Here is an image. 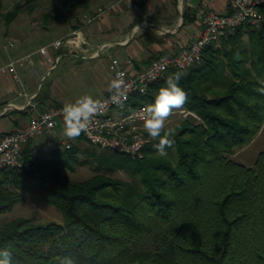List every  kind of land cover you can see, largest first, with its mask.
Returning <instances> with one entry per match:
<instances>
[{"label":"trees","instance_id":"1","mask_svg":"<svg viewBox=\"0 0 264 264\" xmlns=\"http://www.w3.org/2000/svg\"><path fill=\"white\" fill-rule=\"evenodd\" d=\"M46 3L57 17L88 9L90 0H23L4 19ZM244 29L207 46L199 64L170 70L144 94L130 96L124 113L151 104L182 72L183 107L198 119L166 126L174 131L165 156L150 137L140 159L99 155L100 163L122 169L128 179L102 173L71 179L63 172L71 168V155L60 150L44 161L23 155V167L0 169V214L27 192L62 218L0 220V250L11 252L12 264H58L65 256L76 264H264V151L251 165L229 157L264 124L258 91L264 87V23Z\"/></svg>","mask_w":264,"mask_h":264},{"label":"crops","instance_id":"2","mask_svg":"<svg viewBox=\"0 0 264 264\" xmlns=\"http://www.w3.org/2000/svg\"><path fill=\"white\" fill-rule=\"evenodd\" d=\"M205 1L133 0L130 7L120 6L84 26L79 46L49 47L46 57L36 55L40 64L38 74L30 69L20 70L19 83L0 72V133L26 125L49 103L64 105L85 94L99 99L110 90L113 78L108 65L111 57L123 62L130 59L131 66L137 68L155 55L182 50L201 30L195 12ZM212 1L216 11H226V0ZM24 53L11 50L7 58L0 55V66ZM57 54L58 61L46 75L49 78L39 86V74L47 70ZM19 91L25 95H19ZM28 97L30 105L25 106ZM181 110L194 114L185 107L174 111ZM63 128V116H60L51 133L27 142L23 154L35 161L50 159L57 154L59 143L66 142L59 135Z\"/></svg>","mask_w":264,"mask_h":264},{"label":"built area","instance_id":"3","mask_svg":"<svg viewBox=\"0 0 264 264\" xmlns=\"http://www.w3.org/2000/svg\"><path fill=\"white\" fill-rule=\"evenodd\" d=\"M133 0H111L105 7H98L97 11L87 20L90 21L106 12H111L120 6L129 7ZM226 11H216L213 1L207 0L199 5L195 15L201 25V30L195 39L191 40L185 48L176 53H163L152 57L146 64L137 68L131 66V60L124 62L116 57H111L108 68L114 79L117 73H123L127 99L119 106L111 101L112 92L109 90L101 96V110L93 117L87 132L81 136L87 142L98 149L107 152H119L131 159L143 157V149L149 142V136L144 133V121L141 118L147 106H141L124 113L125 105L134 93L144 94L148 86L160 80L170 70L186 71L201 62L203 50L210 45L216 46L221 37L236 28L249 27L259 29L264 23V0H226ZM87 17V16H86ZM80 33L75 31L74 36L66 40H54L48 45L39 46L33 51H28L15 57L0 66V72L8 75L12 81L21 83L19 71L30 69L38 72L36 54L46 57L47 48H60L63 46L77 47L80 41ZM13 45L10 40L6 47ZM57 54L50 61L43 78L58 61ZM19 95H25L23 91ZM30 105V97L25 106ZM11 104L8 103L7 107ZM24 106V105H23ZM63 105L50 104L34 115L29 122L19 129L0 133V169L23 167V148L27 142L43 134L51 133L58 118L62 116ZM183 116L193 114L181 110ZM194 115V114H193ZM67 148L69 145L63 143Z\"/></svg>","mask_w":264,"mask_h":264},{"label":"rangeland","instance_id":"4","mask_svg":"<svg viewBox=\"0 0 264 264\" xmlns=\"http://www.w3.org/2000/svg\"><path fill=\"white\" fill-rule=\"evenodd\" d=\"M22 1L23 0H1L0 55H2L4 58H7L11 50H16L18 53H26L38 48L37 46L39 44L43 46L48 45L52 41L57 39L66 40L70 37H73L75 31L80 33V45L83 38L80 31L83 29V27L99 20L109 12H106L103 15L98 16L90 21H88L87 18L94 15L98 7H105L110 0H90L88 9L77 10L71 14H67L66 12L62 11L57 15V17H54L52 14V4H41L39 6H36L31 12L22 11L18 13L11 21L6 22L4 19V13L10 10L14 3ZM244 28H242L243 32H245ZM9 40L13 42V45L7 48L6 44ZM243 41L248 42L247 35L245 33L243 34ZM220 44L221 41L216 46H220ZM37 68L40 70V64L38 62ZM39 70L37 73H35L38 74ZM41 76L39 74V78L41 79L39 80V86L44 83L45 78H49L48 76H44L43 78H41ZM50 104L53 103H49L47 105ZM185 118H188L190 120L198 119V117L193 114H187L186 116H183L179 111H173L168 118V121L166 122V126L180 122ZM59 135L60 138L66 139L65 143L69 145V147L66 148L64 144L59 143V146L57 147V150L63 151L65 154H68L69 152L71 155L69 159L71 168L63 169V172L69 178L74 180H83L93 174L102 173L112 178L128 179L127 173L122 169L108 167L98 161V157L100 154H108L106 150L91 146L81 135L75 140H69L64 136L63 129L60 131ZM65 149H67L68 151H66ZM260 151H264V124L260 126L257 133L250 139L248 143H246L242 147L235 148L234 152L229 157L245 165H251ZM22 155H24L23 152ZM22 195V201L15 203L10 211H6L0 214L1 221L13 219L16 217L31 218L35 223L61 221V213L53 205L43 201L37 195L32 193L22 192Z\"/></svg>","mask_w":264,"mask_h":264},{"label":"clouds","instance_id":"5","mask_svg":"<svg viewBox=\"0 0 264 264\" xmlns=\"http://www.w3.org/2000/svg\"><path fill=\"white\" fill-rule=\"evenodd\" d=\"M184 73L177 72L167 81L166 87H161L151 104L143 111L142 119L144 129L152 140H158L156 150L161 156L167 155L166 148L172 145L173 129L166 130V122L174 110L181 109L187 101V92L179 86V81ZM123 73H117L111 80L109 89L112 92L111 101L117 106L126 99L125 81ZM264 94V87L258 89ZM102 103L92 95L85 94L75 99L74 102L65 103L61 109L63 116V134L69 140L77 139L82 133L87 132L93 117L101 110ZM58 264H76L70 256L58 257ZM0 264H12V254L9 250H0Z\"/></svg>","mask_w":264,"mask_h":264}]
</instances>
